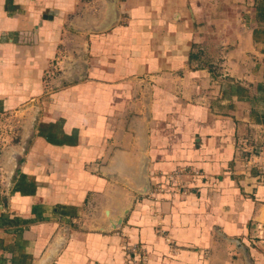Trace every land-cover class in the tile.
Here are the masks:
<instances>
[{
  "label": "crops",
  "instance_id": "0c3cea01",
  "mask_svg": "<svg viewBox=\"0 0 264 264\" xmlns=\"http://www.w3.org/2000/svg\"><path fill=\"white\" fill-rule=\"evenodd\" d=\"M255 3L234 33L232 0H0L1 111L40 100L52 60L83 77L0 135V264H264V173L237 154L264 131ZM181 169L186 195H139Z\"/></svg>",
  "mask_w": 264,
  "mask_h": 264
},
{
  "label": "rangeland",
  "instance_id": "374dc122",
  "mask_svg": "<svg viewBox=\"0 0 264 264\" xmlns=\"http://www.w3.org/2000/svg\"><path fill=\"white\" fill-rule=\"evenodd\" d=\"M227 1L229 0H217L218 15H226L224 14L226 12L224 6ZM255 1L256 0H232L231 6L233 14L231 15V18L235 25L234 33L240 32V28L236 25L243 22L249 23L251 21L250 13L256 8ZM260 25L263 26L264 22L260 23ZM78 59H75L72 62V65H68L67 67H65V62L63 63V60H66L64 58L60 59L58 62L52 60L53 62L51 61V65V62H49V65L43 70L42 81L45 89L40 96V100L38 99L35 102H28L26 107H17L6 109L4 111H1L2 108L0 109V131L3 133L0 135L4 136V138L7 136L9 144L18 142V133L23 131L25 125L27 133H34L36 128H38L39 123L44 120L43 118L49 117L50 96L53 91L64 86H70L83 79L81 72L82 68L74 65L75 61ZM0 143L5 144L7 141H0ZM0 148H2L1 145ZM8 160L9 159H1L0 161V179L4 180V182L6 179V183L9 182L7 174L5 173L6 168L9 166L7 162ZM4 182L3 186L6 187V183ZM126 251L129 260V251Z\"/></svg>",
  "mask_w": 264,
  "mask_h": 264
},
{
  "label": "built area",
  "instance_id": "2783aa9c",
  "mask_svg": "<svg viewBox=\"0 0 264 264\" xmlns=\"http://www.w3.org/2000/svg\"><path fill=\"white\" fill-rule=\"evenodd\" d=\"M237 154L243 155L246 169H255L260 173H264V131L258 129L254 136L242 138L237 148ZM196 175V172H187L183 169L174 171L164 176L160 183L155 184L154 189H152V192L150 190L151 194L149 193L148 196L153 198L154 201H157V195L184 196L187 194L186 189L189 188L188 182H184V178L189 176L193 179ZM126 250L134 255L136 248L127 247ZM136 256L138 257L137 264H145L142 254L138 253Z\"/></svg>",
  "mask_w": 264,
  "mask_h": 264
},
{
  "label": "water",
  "instance_id": "95a60500",
  "mask_svg": "<svg viewBox=\"0 0 264 264\" xmlns=\"http://www.w3.org/2000/svg\"><path fill=\"white\" fill-rule=\"evenodd\" d=\"M150 190H151V185H150V181L149 179L147 180V186L142 189L139 193L140 196H146L150 193ZM110 225H109V230L110 231H114V230H117L119 227H120V224H121V219H117V220H112L110 221Z\"/></svg>",
  "mask_w": 264,
  "mask_h": 264
},
{
  "label": "trees",
  "instance_id": "16d2710c",
  "mask_svg": "<svg viewBox=\"0 0 264 264\" xmlns=\"http://www.w3.org/2000/svg\"><path fill=\"white\" fill-rule=\"evenodd\" d=\"M50 140H51V138H50ZM50 140H49V141H50ZM51 141H52V140H51ZM52 142H53V141H52Z\"/></svg>",
  "mask_w": 264,
  "mask_h": 264
}]
</instances>
